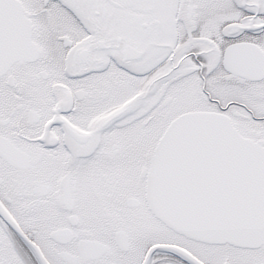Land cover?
Here are the masks:
<instances>
[{"label": "snow or ice", "instance_id": "6c2138e0", "mask_svg": "<svg viewBox=\"0 0 264 264\" xmlns=\"http://www.w3.org/2000/svg\"><path fill=\"white\" fill-rule=\"evenodd\" d=\"M0 264H264V0H0Z\"/></svg>", "mask_w": 264, "mask_h": 264}]
</instances>
